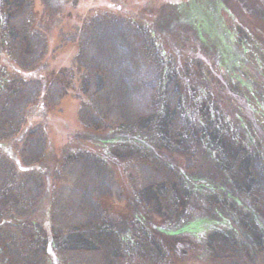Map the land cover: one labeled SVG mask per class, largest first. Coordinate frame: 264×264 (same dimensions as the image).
<instances>
[{
	"label": "rangeland",
	"instance_id": "1",
	"mask_svg": "<svg viewBox=\"0 0 264 264\" xmlns=\"http://www.w3.org/2000/svg\"><path fill=\"white\" fill-rule=\"evenodd\" d=\"M31 1L33 17L28 16L27 22L43 32L47 42L33 64L25 70L17 67L9 34L0 29V110L7 112L0 114V226L26 222L39 226L45 237L46 264L82 260L84 254L78 250L74 258L63 243H55L51 213L56 175L64 158L87 152L106 162L107 178L118 187L98 194L94 202L123 240L121 248L103 251V256L98 253L92 264H215L217 253L209 238L220 230H231L246 240L256 264H264L247 232L264 228V206L255 207L253 195L230 181L238 177L226 172L233 158L225 153L222 162L218 158L223 140L252 152L259 144L264 155V57L258 46L236 36V28L244 27L264 48L263 1ZM3 11L0 1V14ZM101 11L103 16L112 11L144 25L157 56L173 61L168 79L172 77V85L180 90L184 114L198 123L188 150L166 138L160 140L159 124L154 138L145 128L127 130L109 119L98 128L78 118L79 103L86 100L79 84L83 70L76 44L67 39L71 27L90 28L91 17ZM5 19L1 16L0 23ZM145 49L137 52L148 61ZM10 68L40 83V94L26 107H17L15 91L8 86ZM55 83L57 104L44 91ZM156 90L157 94L159 84ZM32 126H40L44 145L38 136L27 142ZM32 174L37 175L40 191L30 185ZM160 174L170 185L166 180L157 185Z\"/></svg>",
	"mask_w": 264,
	"mask_h": 264
},
{
	"label": "trees",
	"instance_id": "2",
	"mask_svg": "<svg viewBox=\"0 0 264 264\" xmlns=\"http://www.w3.org/2000/svg\"><path fill=\"white\" fill-rule=\"evenodd\" d=\"M0 1L4 10V15L1 13L0 18H6L0 23V29L8 32V41L15 54L12 57L19 65L17 67L23 70L39 58L41 49L44 46L46 48V38L43 32L31 28L32 23L27 22L28 16L33 17L31 0ZM105 15L103 16L102 11L96 13L90 19V28L73 26L68 32L67 40L76 44V53L80 54L83 70V79L79 84L86 100L79 103L81 112L78 118L98 128L103 126V119H109L127 130L145 128L154 138L158 134L154 129L159 124L162 128L160 140L166 138L177 143L181 150H188L189 144L191 147L196 139L198 123L184 114L180 90L172 85V77L168 79L172 75L173 61L157 56L155 42L144 25L128 21L120 13L105 11ZM236 36L239 41L258 46V51H261L259 54L264 57L261 54L264 48L261 49L260 44L244 27L236 28ZM143 45H147L146 49ZM138 49L149 52L148 61L137 52ZM17 69H8L7 83L15 91L13 97L17 107L23 108L38 97L41 89L37 79H24ZM158 84L160 90L156 94ZM53 85L57 83L48 85L44 91L48 96L52 94L49 101L57 104L59 94L56 92L57 87ZM5 110H0V114H7ZM40 129V126L29 128L26 138L28 143L37 140L34 137L38 136V140L44 145L45 134ZM223 130L217 134H221ZM224 141L223 153L218 158L222 162L224 153L232 157L234 163L226 168V172L230 176L238 175L236 179L230 178V181L250 197L253 195L255 207L261 203L264 206V155H261L260 145L256 144L252 152L245 151L244 147L240 148L236 143ZM84 155L87 157L69 154L64 158L56 175L58 182H55L52 198L53 238L58 245L63 243L66 246L65 252L72 254V257L75 250L84 254L82 260H75L76 264H92L91 259L98 253L103 256L111 248L116 251L123 246V240L104 221L101 207L94 202V197L98 194L118 187L107 178L109 173L107 174L104 160L91 153L85 152ZM36 176L32 174L29 177L32 178L30 185L33 186L32 189L40 191L41 185ZM162 176H157L160 183L157 185H164L166 177L161 179ZM166 183L170 185L168 180ZM12 213L17 214L14 211ZM255 231L252 234L247 232L253 243L252 248L258 254L257 258L261 254V259L264 260V228L252 232ZM209 245L214 246L217 253L215 264H256L254 253L248 247L249 243L231 230L213 232ZM44 248V233L36 224L26 222L23 225L0 226L1 264H46ZM103 251H106L105 254Z\"/></svg>",
	"mask_w": 264,
	"mask_h": 264
}]
</instances>
